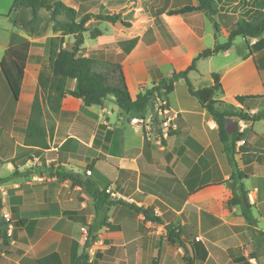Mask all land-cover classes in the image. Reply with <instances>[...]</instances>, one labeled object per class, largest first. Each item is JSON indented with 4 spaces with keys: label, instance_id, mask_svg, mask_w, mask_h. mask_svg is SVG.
Here are the masks:
<instances>
[{
    "label": "crops",
    "instance_id": "crops-1",
    "mask_svg": "<svg viewBox=\"0 0 264 264\" xmlns=\"http://www.w3.org/2000/svg\"><path fill=\"white\" fill-rule=\"evenodd\" d=\"M60 1L74 16L62 11L54 20L40 7L41 21L33 31L32 8L14 10V0L0 1V178L17 175L9 184L16 197L4 207L19 222L9 246L0 249V264H75L87 251L82 226L93 239L103 241L98 264H151L154 259L160 264H264V120L230 119L242 133L236 159L247 175L242 182L251 220L241 205L227 204L233 196V167L214 116L190 94L185 79L176 81L170 94H162L176 122L170 118L154 131L149 113L146 118L127 113L112 95L102 105L86 106L68 93L59 113L43 107L50 147L34 145L27 136L40 74L50 65L53 37L60 35L54 26H66L72 17L80 21L88 13L119 14L129 21L131 25L124 26L89 20L87 26L103 34L91 38L87 33L79 55L103 60L122 56L130 93L136 98L143 87L159 85L175 70L186 69L199 52L219 41L218 34L226 41L228 25L221 23L216 36L204 13L187 18L157 14L160 8L197 6L199 0ZM248 1L217 0V6L220 14L251 18V7L233 9ZM100 6L108 13H101ZM238 37L241 45L200 59L198 69L189 74L194 89L213 85L211 74H221L223 91L216 95L224 102L221 109L244 108L238 95L264 94V34L248 41ZM134 38L137 43L124 54L122 42ZM26 41L31 48L16 101L1 63L9 47ZM73 42L74 36L68 35L64 46L71 48ZM109 49L116 53L110 59ZM77 85V79L69 78L66 88L74 91ZM244 109L249 115L260 111ZM141 118L145 124L136 121ZM70 176L92 181L107 198L97 207L86 186ZM35 178L40 179L37 190L29 188ZM15 182L23 187L14 188ZM129 204L148 209L162 221L146 219ZM170 225L180 229L173 241Z\"/></svg>",
    "mask_w": 264,
    "mask_h": 264
},
{
    "label": "trees",
    "instance_id": "trees-1",
    "mask_svg": "<svg viewBox=\"0 0 264 264\" xmlns=\"http://www.w3.org/2000/svg\"><path fill=\"white\" fill-rule=\"evenodd\" d=\"M21 7H30L33 9L34 16L30 22L32 31L35 30L36 25L41 21L38 15V9L40 7H44L50 11L52 19L54 20L62 11L67 12L70 16H74L73 9L60 0H14L12 8L15 10ZM257 8L259 12L251 18L239 17L235 14H220L217 7V0H199V5L197 6L186 5L169 10L158 9V15L166 12L168 15H181L185 18L197 12L204 13L214 24L216 36L220 32L221 23H224V20L227 22L226 25H228L229 36L225 42L216 41L213 47L199 52L186 69L175 70L170 77L163 78L159 85H154L150 88L143 87L136 98L131 96L122 64V56H119L114 61L79 55L87 33L91 38H97L103 34V31L98 27H88L87 23L89 20L95 18L111 23L119 22L124 26H130L131 23L129 21L123 20L119 14L95 15L88 13L80 21L72 17L66 26L60 28L54 26L55 31H60V35L53 37L51 42L50 65L49 67L43 68L40 74L41 89L36 95L33 104L27 134L28 140L30 139L29 141L37 146L44 148L50 147L47 139L49 132L44 127L43 122V107L47 105L50 111L59 113L68 93L81 99L86 106L102 105L106 98L112 95L123 111L132 115L145 116L148 109L153 106L154 97L160 96L163 93L170 94L174 90L175 82L179 79H185L190 94L195 96L201 105L214 116L219 127L221 140L224 144V151L228 155L233 167L231 176L233 179L231 184L233 196L227 201V204L230 207L233 205H241L243 214L251 220V205L247 197V190L242 182L247 175L240 169L236 159V154L238 153L237 144L242 138V133L237 123L230 125V119L235 117L251 121L264 120V108L253 115H249L244 109L264 107V94L238 95L236 96V100L244 105V108L234 107V109H221L224 102L216 99L218 92L223 91L221 74L213 72L211 74L214 80L213 85L199 89L193 88L189 74L191 71L198 69L197 64L200 59L215 56L220 52L229 50L238 36H243L248 41L249 38L264 34V0H258ZM68 35L74 36V42L71 48L64 46L66 36ZM136 43L137 38L127 43L122 42L124 54L129 53ZM30 48V41L9 47L2 59L1 68L16 101L20 97L22 80ZM69 78L77 79L78 85L76 90L68 92L66 83ZM110 134L113 133L111 132ZM146 134L144 130V135L147 139ZM70 178L86 186L89 192L95 197L97 207L99 203L104 202L107 198L106 192L96 188L92 181H83L80 178H73L71 176ZM3 181V179H0V183ZM117 201L119 200L115 199L113 202L115 203ZM120 202L125 204V202ZM129 205L136 212L143 213L148 220L156 222L162 221L159 217L152 215L148 209L138 207L134 204ZM1 207L2 205L0 204V209ZM179 232L180 229L176 226H168L170 241H173L174 237H180ZM92 239L93 237L87 242V246H89ZM75 264H89L88 253L83 254ZM151 264H160V262L158 259H154L151 261Z\"/></svg>",
    "mask_w": 264,
    "mask_h": 264
},
{
    "label": "rangeland",
    "instance_id": "rangeland-1",
    "mask_svg": "<svg viewBox=\"0 0 264 264\" xmlns=\"http://www.w3.org/2000/svg\"><path fill=\"white\" fill-rule=\"evenodd\" d=\"M3 2V0H0ZM71 1V0H70ZM252 1V0H250ZM250 1L246 2V3H243V4H240V5H237V6H233L235 8H233L235 11L238 10L239 8H243L245 7L246 9L248 8H252L253 12L255 14H257L259 12V9L257 8V4H254V3H251ZM218 7V6H217ZM237 7V8H236ZM254 8H255V11H254ZM244 9V10H246ZM99 11L101 13H108L106 12L107 10L104 8V6H100L99 7ZM252 14V13H251ZM250 14V16H251ZM248 16V17H250ZM217 19H218V16H217ZM224 24H227L226 21H224ZM209 26L212 27L211 24H209ZM206 33L208 32V25L206 26ZM218 37H219V41L221 42H225V39L221 36L220 37V34H218ZM241 37H237L234 41V45L235 46H239L241 45ZM108 50V49H107ZM110 51H108V56L107 58L109 57V55H116L115 51L112 50V49H109ZM113 52V53H112ZM110 59V58H108ZM115 61V60H114ZM204 69H207V67H203ZM166 107V104L163 103V101H159L157 99V97H154L153 99V106H152V109L150 110V112H146L145 114V118L146 116H148L149 114L151 115V119H152V122L150 123L152 126H153V131L155 130V128H158V125L160 123H165L166 121H168L170 118L173 119L174 122H176L177 120V116H175V113L172 112V111H167V112H164L163 113H160V110H161V106H164ZM98 107V106H97ZM264 107H259V109H263ZM149 113V114H148ZM44 119V117H43ZM44 122V120H43ZM148 123L145 125V129L148 131L147 129V126ZM47 139L48 141L50 142V133L48 134L47 136ZM38 153V152H37ZM40 153V152H39ZM51 167L53 169H55V164L54 163H51ZM17 176L16 173L8 176V177H5V178H0V179H3L4 181L2 183H0V204L2 205L1 209H0V249L1 250H4L5 248H7L9 246V243H8V238L12 237V233L14 232V229H16L15 227L18 226V221L14 218L13 216V213H11V211L9 209H6L4 206H6L8 203L10 204V201L12 200L13 201V198L16 197L14 195H12L11 191H12V188H10L9 184L10 183H13V177ZM39 178H35L33 181H32V184L29 185V188L30 189H33V190H37L40 188V182H39ZM17 184V185H15ZM15 187L14 188H17V187H20L22 188L23 186L19 183H16L15 182ZM13 188V189H14ZM15 190V189H14ZM251 197V195H249V198ZM8 213L9 216H11V220L8 222L5 220V214ZM11 225V226H10ZM99 252V251H98ZM98 254V253H97ZM94 263L95 264H98L97 262V259L94 258Z\"/></svg>",
    "mask_w": 264,
    "mask_h": 264
},
{
    "label": "built area",
    "instance_id": "built-area-1",
    "mask_svg": "<svg viewBox=\"0 0 264 264\" xmlns=\"http://www.w3.org/2000/svg\"><path fill=\"white\" fill-rule=\"evenodd\" d=\"M157 97H158L157 99L159 101H161V102L163 101V103L166 104L165 101H164V99L162 98V95L157 96ZM163 111L164 112H167L168 111V109H167V107H165V105L164 106H161L160 113H163ZM136 121H138L141 124H145V120L142 119V118L141 119H136ZM107 192L108 193L110 192V189L109 188L107 189ZM4 217H5V220L8 221V222L11 220V216H9L8 213H6ZM81 230H82V233H83V235L85 237L86 243L89 242L90 239H91V236L89 234V228L86 227V226H82ZM200 239H201L200 236H197L196 237V240L199 241ZM102 246H103V241L102 240L96 239V238L91 240L89 246H87V251H86L88 253V263L89 264H95L94 263V258L96 259L97 253L102 248Z\"/></svg>",
    "mask_w": 264,
    "mask_h": 264
}]
</instances>
